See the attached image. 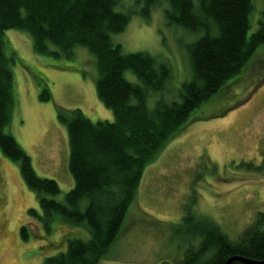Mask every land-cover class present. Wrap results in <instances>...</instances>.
<instances>
[{
	"label": "rangeland",
	"instance_id": "rangeland-1",
	"mask_svg": "<svg viewBox=\"0 0 264 264\" xmlns=\"http://www.w3.org/2000/svg\"><path fill=\"white\" fill-rule=\"evenodd\" d=\"M120 7L116 9L129 14V22L112 36L114 43L123 53L145 52L167 63L172 79L162 96L176 101L179 88L193 74L188 45L202 33L168 24L163 2L150 17L142 16L144 4L135 0H123ZM263 11L264 0H252L248 36L259 28ZM4 37L5 54L8 39L16 54L9 63L14 105L6 131L31 157L38 175L58 183L56 199L62 201L74 180L59 109L79 108L92 121L114 119L97 95L96 59L83 46L75 47L71 57L37 53L32 36L23 29H9ZM132 77L127 74L135 82ZM232 80L227 90L192 112L187 125L146 168L136 204L128 211L129 222L100 264H179L193 243L185 238L188 230L180 227L190 206L233 241L264 213V44ZM46 87L51 98L41 100ZM30 208L41 213L36 193L26 185L19 164L0 150V264H42L65 251L69 238L89 237L85 225H70L57 214L44 227L42 220L29 215ZM140 211L145 216L136 220ZM24 225L27 240L21 235Z\"/></svg>",
	"mask_w": 264,
	"mask_h": 264
},
{
	"label": "trees",
	"instance_id": "trees-1",
	"mask_svg": "<svg viewBox=\"0 0 264 264\" xmlns=\"http://www.w3.org/2000/svg\"><path fill=\"white\" fill-rule=\"evenodd\" d=\"M122 1L0 0L1 153L19 164L26 185L39 199L42 215L30 208V216L48 228V218L57 214L62 221L89 230L87 239L69 238L65 251L45 258L42 264H100L129 222L146 168L187 125L192 112L227 90L264 44V11L259 28L248 36L252 0H135L144 4L140 10L144 17H150L151 10L163 2L168 24L202 33L188 45L192 78L179 88V99L167 102L162 95L172 79L169 65L145 52L123 53L112 39L129 22V14L116 9H121ZM9 29L29 32L40 54L71 57L75 47L87 48L96 59L97 95L114 115L112 121H92L79 108L59 109L74 180L62 201L56 199L61 192L58 183L38 175L31 157L6 131L14 105L9 63L16 59L9 39L10 48L4 51ZM40 98H51L47 87ZM190 208L184 211L180 227L189 231L184 235L193 243L179 264H224L231 256L264 260V213L233 241L212 219ZM144 216L140 211L135 219ZM21 235L28 239L26 225Z\"/></svg>",
	"mask_w": 264,
	"mask_h": 264
},
{
	"label": "water",
	"instance_id": "water-1",
	"mask_svg": "<svg viewBox=\"0 0 264 264\" xmlns=\"http://www.w3.org/2000/svg\"><path fill=\"white\" fill-rule=\"evenodd\" d=\"M234 261H239L245 264H264V260H251L241 256H231L224 264H232Z\"/></svg>",
	"mask_w": 264,
	"mask_h": 264
}]
</instances>
